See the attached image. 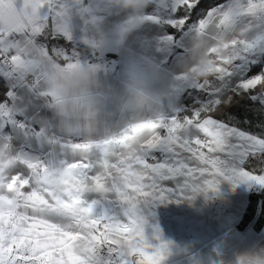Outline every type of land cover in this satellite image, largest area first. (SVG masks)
<instances>
[{
  "label": "snow or ice",
  "instance_id": "6c2138e0",
  "mask_svg": "<svg viewBox=\"0 0 264 264\" xmlns=\"http://www.w3.org/2000/svg\"><path fill=\"white\" fill-rule=\"evenodd\" d=\"M93 2L12 0L21 24L0 33V264H164L155 206L224 181L264 187V0H151L139 25L159 29L158 62L130 73L141 87L69 110L49 69L110 71L105 34L78 22ZM194 35L220 44L203 76ZM241 105L257 118L233 115ZM237 264H264V248Z\"/></svg>",
  "mask_w": 264,
  "mask_h": 264
},
{
  "label": "crops",
  "instance_id": "0c3cea01",
  "mask_svg": "<svg viewBox=\"0 0 264 264\" xmlns=\"http://www.w3.org/2000/svg\"><path fill=\"white\" fill-rule=\"evenodd\" d=\"M6 7L0 9V21L5 18L13 21L8 29L0 27L5 36L15 31L21 24V16L12 6V0H4ZM147 3H137L135 7H126L121 0H100L91 6H85L80 13L78 22L96 37L105 34L110 49L105 54V62L110 66L109 74L102 81L90 68L84 65H69L49 69L59 88L66 107L71 110L76 102L92 103L95 95L111 89L114 94L122 95L124 85L131 90L141 87L139 80L129 79L133 71H147L150 63H157L155 49L159 46L160 31L155 25L140 24ZM128 23L129 30L121 33V26ZM77 38L79 33H76ZM11 44V41L8 42ZM189 47L195 49L192 61L193 74L203 76L204 69L209 67L207 49L220 46L212 41L194 35L188 41ZM43 66V59H40ZM77 69L84 70L87 87L70 99L65 97L59 81L61 77ZM129 79V80H128ZM159 83V76L155 77ZM47 83V81H46ZM96 108L102 120H110L115 113L106 110L99 101ZM264 187L246 184L232 185L221 182L215 194H201L191 201L160 203L152 209L154 216L149 223L160 230L161 239L170 242L171 255L164 264H237L238 257L252 249L264 248V225L256 230L253 225L240 229L238 227L247 206L250 192H260ZM213 200H220L225 210L220 218L211 219L207 212ZM150 231V230H149Z\"/></svg>",
  "mask_w": 264,
  "mask_h": 264
},
{
  "label": "trees",
  "instance_id": "16d2710c",
  "mask_svg": "<svg viewBox=\"0 0 264 264\" xmlns=\"http://www.w3.org/2000/svg\"><path fill=\"white\" fill-rule=\"evenodd\" d=\"M233 115L237 116L238 119L254 120L257 118L246 105L239 106L234 110ZM250 225H253L256 230L261 229L264 225V190L250 192L248 195L247 206L238 227L245 229Z\"/></svg>",
  "mask_w": 264,
  "mask_h": 264
},
{
  "label": "clouds",
  "instance_id": "9594fccd",
  "mask_svg": "<svg viewBox=\"0 0 264 264\" xmlns=\"http://www.w3.org/2000/svg\"><path fill=\"white\" fill-rule=\"evenodd\" d=\"M121 2L126 7H135L137 3H147V0H121ZM13 24V21L5 18L0 21V27L8 29ZM59 86L65 97L71 98L73 95L77 94L81 88L87 87V80L84 77V70L77 69L70 73L64 74L60 81Z\"/></svg>",
  "mask_w": 264,
  "mask_h": 264
},
{
  "label": "built area",
  "instance_id": "2783aa9c",
  "mask_svg": "<svg viewBox=\"0 0 264 264\" xmlns=\"http://www.w3.org/2000/svg\"><path fill=\"white\" fill-rule=\"evenodd\" d=\"M224 210L225 207L220 200H213V202L210 204L207 215L211 219H217L221 217Z\"/></svg>",
  "mask_w": 264,
  "mask_h": 264
}]
</instances>
